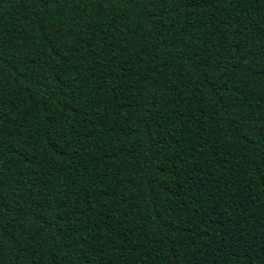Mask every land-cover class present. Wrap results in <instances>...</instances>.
<instances>
[{
	"label": "trees",
	"instance_id": "1",
	"mask_svg": "<svg viewBox=\"0 0 264 264\" xmlns=\"http://www.w3.org/2000/svg\"><path fill=\"white\" fill-rule=\"evenodd\" d=\"M0 264H264V0H0Z\"/></svg>",
	"mask_w": 264,
	"mask_h": 264
}]
</instances>
